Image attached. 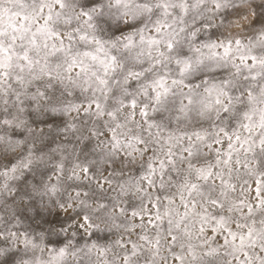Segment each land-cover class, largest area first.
<instances>
[{
    "label": "snow or ice",
    "instance_id": "snow-or-ice-1",
    "mask_svg": "<svg viewBox=\"0 0 264 264\" xmlns=\"http://www.w3.org/2000/svg\"><path fill=\"white\" fill-rule=\"evenodd\" d=\"M0 264H264V0H0Z\"/></svg>",
    "mask_w": 264,
    "mask_h": 264
}]
</instances>
